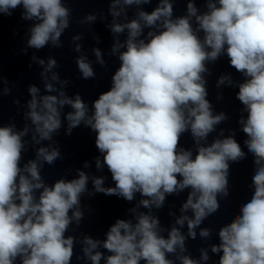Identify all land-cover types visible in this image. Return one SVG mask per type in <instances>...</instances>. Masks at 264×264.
I'll list each match as a JSON object with an SVG mask.
<instances>
[{
    "label": "clouds",
    "instance_id": "obj_1",
    "mask_svg": "<svg viewBox=\"0 0 264 264\" xmlns=\"http://www.w3.org/2000/svg\"><path fill=\"white\" fill-rule=\"evenodd\" d=\"M151 2L110 0L113 19L109 27L114 36L110 54L118 53L119 66L111 76L110 89L100 92L91 105L80 94L72 98L62 90L69 81L53 71L58 67L56 59L49 57L45 63L32 57L43 66L40 75L45 92L58 93L40 95L38 87H29L25 118L32 125V143L51 141L62 127V110L69 106L72 111L64 116L66 134L81 124L95 132V147L102 155V160L100 156L95 159L96 169L106 166L114 181V186L105 187V177H91L94 192L128 202L139 193L138 206L149 209L147 213L138 212L137 207L129 209L135 222L117 219L103 241L85 235L83 257L77 259L91 264H100L102 259L105 264H174L169 254L186 251L181 232L185 222L188 237L195 239V229L220 210L218 197L229 196L230 163L246 159L234 132L224 136L221 130L223 138L206 143L216 125L228 119L224 112L213 114L206 98V65L226 55L230 67L244 77L236 99L247 116H241L238 123L247 137L244 145L255 170L250 199L240 204L235 219L220 228V243L212 245L211 251L222 253L219 264H264V0H205L203 13L195 0H187V14L175 18L174 0H158L151 12L138 10L135 19L117 22L122 15L126 19L127 7ZM17 8L23 9L22 20L34 21L28 47H62L60 38L71 16L62 0H0V20ZM96 19L95 14H88L78 23ZM125 32L121 42L119 36ZM80 39L81 35L72 38L73 42ZM74 50L81 52V45L76 44ZM93 52L105 67L101 50ZM76 64L85 80L95 78L87 56H79ZM0 82L6 83L2 75ZM225 84H233L230 75H221L216 87ZM8 91L5 88L4 94ZM29 131L27 124L21 130L14 123L0 126V264H17L18 260L19 264H72L76 238L65 233L73 221L78 226L83 219L81 196L88 191L89 175L77 169L73 179L46 184L41 176L44 164L53 165L63 157L58 147L40 146L35 159L22 164ZM185 133H190L196 145L195 155L180 146ZM88 166L85 162L84 167ZM185 189L190 191L180 211L193 215L178 217L175 225L179 227L172 226L165 237L151 209L162 208L166 195ZM210 234L209 228L199 233L201 237ZM101 246L110 254L98 251ZM177 259L180 264H199L188 255L178 254ZM200 259H209L207 250L201 249Z\"/></svg>",
    "mask_w": 264,
    "mask_h": 264
}]
</instances>
